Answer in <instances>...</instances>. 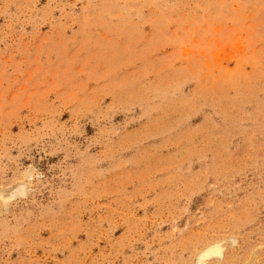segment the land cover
I'll use <instances>...</instances> for the list:
<instances>
[{"label": "rangeland", "instance_id": "obj_1", "mask_svg": "<svg viewBox=\"0 0 264 264\" xmlns=\"http://www.w3.org/2000/svg\"><path fill=\"white\" fill-rule=\"evenodd\" d=\"M0 264H264V0H0Z\"/></svg>", "mask_w": 264, "mask_h": 264}, {"label": "bare ground", "instance_id": "obj_2", "mask_svg": "<svg viewBox=\"0 0 264 264\" xmlns=\"http://www.w3.org/2000/svg\"><path fill=\"white\" fill-rule=\"evenodd\" d=\"M214 250H216V247H211V248L207 249V252H211V251H214Z\"/></svg>", "mask_w": 264, "mask_h": 264}]
</instances>
